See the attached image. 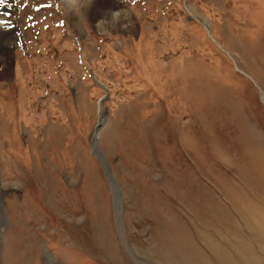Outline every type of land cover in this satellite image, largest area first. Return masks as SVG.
<instances>
[{
    "label": "rangeland",
    "instance_id": "374dc122",
    "mask_svg": "<svg viewBox=\"0 0 264 264\" xmlns=\"http://www.w3.org/2000/svg\"><path fill=\"white\" fill-rule=\"evenodd\" d=\"M65 3L0 9V264H264V0Z\"/></svg>",
    "mask_w": 264,
    "mask_h": 264
},
{
    "label": "bare ground",
    "instance_id": "6f19581e",
    "mask_svg": "<svg viewBox=\"0 0 264 264\" xmlns=\"http://www.w3.org/2000/svg\"><path fill=\"white\" fill-rule=\"evenodd\" d=\"M68 2H70V0H67V3ZM80 2L82 4V7L80 9L85 10L89 14V18L92 22H96L99 24L107 20L111 24H117V23L121 24L130 16V13L126 11L127 8L123 5L124 3L121 4V0H80ZM3 7L4 5L0 4V9H3ZM73 13L77 15V11H73ZM5 21H9V19L6 18ZM5 24L7 25L8 23ZM16 31H17V25L13 26L12 31L3 30L0 27V79H6L11 74L10 56H11L12 44L14 43L15 39H17L15 37V35L17 34ZM102 111L103 108L101 105L100 107L101 118L104 117ZM98 137H99V133L98 134L94 133L93 136L94 146L96 144V140ZM100 158H102L103 160L101 154H100Z\"/></svg>",
    "mask_w": 264,
    "mask_h": 264
},
{
    "label": "water",
    "instance_id": "95a60500",
    "mask_svg": "<svg viewBox=\"0 0 264 264\" xmlns=\"http://www.w3.org/2000/svg\"><path fill=\"white\" fill-rule=\"evenodd\" d=\"M105 121H106V118H105V116H104V117L101 118V120H100V122H99V124H98V126H97V128H96V131H95L96 134H98L99 131L102 129V127H103L104 124H105ZM98 144H99V143H98V138H97L95 146H94L93 143H92V149H93V152H94V154L97 156V158L100 160V162L102 163L103 168H104V170H105V174H106L107 180H108V182H109V185H110L111 188L113 189V192H114L115 196L118 195V197H119V202H120V196H121V195H120V190H119V188H118V186H117V184H116V182H115L113 176L111 175L110 170L108 169L107 165H106L105 162L102 160V158H100V157L97 155V152H96V150H95V147H96V145H97L96 148L98 149L99 153H101ZM116 193H117V194H116ZM116 198H117V196H116Z\"/></svg>",
    "mask_w": 264,
    "mask_h": 264
},
{
    "label": "clouds",
    "instance_id": "9594fccd",
    "mask_svg": "<svg viewBox=\"0 0 264 264\" xmlns=\"http://www.w3.org/2000/svg\"><path fill=\"white\" fill-rule=\"evenodd\" d=\"M63 7L68 11H77L79 13L82 4L80 0H70V2L65 3Z\"/></svg>",
    "mask_w": 264,
    "mask_h": 264
},
{
    "label": "snow or ice",
    "instance_id": "6c2138e0",
    "mask_svg": "<svg viewBox=\"0 0 264 264\" xmlns=\"http://www.w3.org/2000/svg\"><path fill=\"white\" fill-rule=\"evenodd\" d=\"M3 3H5V0H0V4H3ZM5 23H8L9 26H11V25H10V21L0 20V25L5 24Z\"/></svg>",
    "mask_w": 264,
    "mask_h": 264
}]
</instances>
